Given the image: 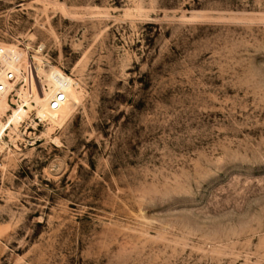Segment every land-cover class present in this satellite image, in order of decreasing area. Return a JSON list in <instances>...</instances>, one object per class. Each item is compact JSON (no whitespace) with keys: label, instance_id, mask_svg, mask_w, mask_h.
<instances>
[{"label":"rangeland","instance_id":"obj_1","mask_svg":"<svg viewBox=\"0 0 264 264\" xmlns=\"http://www.w3.org/2000/svg\"><path fill=\"white\" fill-rule=\"evenodd\" d=\"M0 42L65 95L3 133L0 264H264V0H0Z\"/></svg>","mask_w":264,"mask_h":264},{"label":"built area","instance_id":"obj_2","mask_svg":"<svg viewBox=\"0 0 264 264\" xmlns=\"http://www.w3.org/2000/svg\"><path fill=\"white\" fill-rule=\"evenodd\" d=\"M4 47L0 42V93L5 92L8 103L13 106H27V101H34V90L43 93L44 90L49 89L40 67L48 64L50 59L46 51L40 58H35L26 46V49H23L24 56L15 59L16 66L13 67L10 65L11 56ZM62 71L69 74L63 69ZM60 89L61 87H58L49 91L48 100L51 107H56L63 98V92ZM33 108H29L28 113L32 112Z\"/></svg>","mask_w":264,"mask_h":264},{"label":"bare ground","instance_id":"obj_3","mask_svg":"<svg viewBox=\"0 0 264 264\" xmlns=\"http://www.w3.org/2000/svg\"><path fill=\"white\" fill-rule=\"evenodd\" d=\"M2 45H3V47L5 46L4 49H6V51L11 56L10 57V59H11L10 65L13 67L16 66V63L14 62V60L17 58H20L21 56H24V53H25L24 50L20 49L15 44H7V43L2 42ZM54 68L55 67L51 63H48L45 66L40 67V70L44 73V78H45L46 82L48 83L49 89L44 90L43 93H38L34 90V93H33L34 101H27V106H23V105L15 106L16 108H14L12 110V112L8 116V118L7 117L2 118V115L7 112V109L9 107V103L5 97V92L0 93V148L2 146L4 147L5 146L4 144L6 143L3 141V135H4L3 133H5L6 128L8 126H11V127L15 128V130H16L19 121L22 120L24 118V116L28 115L27 114L28 109H29L28 105L30 103H35V107L38 109V111H36V113L38 115H40V117H42V118H47L49 121L52 118L53 114L55 113L56 108H58L59 105L65 100V95L63 93V98L58 102V105L56 107L50 106V102L48 100V94H49L50 90L55 89V85L53 84V82L50 79V77L53 74ZM76 83H77V81H75L73 78H68L64 84L67 87L72 88V91L74 92L76 100L79 101L81 98V92L78 90ZM75 105H76V103H75ZM73 108L74 107H70V108L67 107V109H69L70 111H72ZM55 140H57V139L55 138Z\"/></svg>","mask_w":264,"mask_h":264}]
</instances>
